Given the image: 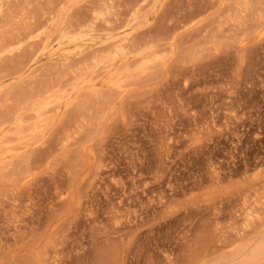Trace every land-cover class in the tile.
<instances>
[{"label": "rangeland", "instance_id": "obj_1", "mask_svg": "<svg viewBox=\"0 0 264 264\" xmlns=\"http://www.w3.org/2000/svg\"><path fill=\"white\" fill-rule=\"evenodd\" d=\"M13 4L55 42L0 64V77L24 69L3 78L1 135L13 138L20 115L25 128L35 122L20 111L28 94L63 99L46 111L44 134L3 140L14 151L0 160V264H213L218 255L203 258L200 243L181 247L202 231L212 238L208 214L219 207L246 234L240 247L264 243V0ZM103 10L90 37L57 47L63 29L76 33Z\"/></svg>", "mask_w": 264, "mask_h": 264}, {"label": "bare ground", "instance_id": "obj_2", "mask_svg": "<svg viewBox=\"0 0 264 264\" xmlns=\"http://www.w3.org/2000/svg\"><path fill=\"white\" fill-rule=\"evenodd\" d=\"M13 2H15V0H0V64L1 63H3L4 61H6L8 58H9V56L10 55H14V53H15V51L16 52H20V50L21 51H23V49L25 48V46L26 45H31V44H33L31 47H33L34 46V43H43L44 44V46L45 47H47L50 43L52 44V43H54L55 42V40L53 39V38H55L54 36H53V38H51V37H49L48 35H49V32L47 33V31H41V33H39V34H35V32L37 33L38 32V30H36L35 29V27L34 26H30V25H32V24H28V23H22V22H24L25 20V18L26 17H24L23 19L21 18L20 19V16L17 14V12L15 11V7L13 6L14 4H13ZM17 3V2H16ZM13 4V5H12ZM15 5H17V4H15ZM61 5V4H60ZM18 6V5H17ZM16 6V7H17ZM20 6V5H19ZM21 7V6H20ZM26 7V6H25ZM60 8V7H59ZM62 8V7H61ZM60 8V9H61ZM108 8V7H107ZM112 8V7H111ZM17 9H19V7L17 8ZM22 10H23V8H21ZM63 10H64V7L62 8ZM61 9V10H62ZM110 9V8H109ZM108 9V10H109ZM26 10V9H25ZM25 10H24V12L23 13H25ZM51 10V9H50ZM49 9L47 10V11H50ZM112 9H110V11H111ZM59 11V10H58ZM66 11V10H65ZM140 8H138L136 11H135V13L134 14H132L134 17V19H136L137 18V16H139V13H140ZM52 13H54V11H51ZM51 12L49 13V15L51 14ZM60 12V11H59ZM112 12V11H111ZM20 13V12H19ZM48 13V12H47ZM60 14V13H59ZM62 14V13H61ZM24 15V14H23ZM32 15H34V14H32ZM109 15V13L107 12V10H103V11H96V13L93 15V17H92V21L88 24V23H86L87 25H84V27H82L81 29H80V31L79 30H77V32L76 33H73L72 31H70L69 29H63L61 32H60V36H59V34H55V32H56V30H55V32H54V34L56 35V37L60 40V42H59V44H58V46L57 47H59V49H63L64 48V46L66 45V46H69V43H75V44H77L78 45V42H82L83 40H85L86 38H88V37H90L91 36V33L95 30V26L97 25L96 23H97V21H99V20H103V21H106V16H108ZM51 16V15H50ZM54 16V15H53ZM52 16V17H53ZM57 16V15H56ZM34 17V16H33ZM48 17V16H47ZM47 17H45V19H48ZM60 17V16H59ZM27 19V18H26ZM35 19V18H34ZM57 19V18H56ZM60 19V18H59ZM54 20V19H53ZM57 21H58V19H57ZM60 21H61V19H60ZM25 22H27V21H25ZM54 22H55V20H54ZM89 22V21H88ZM108 23V22H107ZM56 24V23H55ZM59 24V23H58ZM33 25H35L36 26V24H33ZM57 25V24H56ZM109 25V24H108ZM107 25V26H108ZM58 27L60 26V25H57ZM60 28V27H59ZM105 28V27H104ZM107 29V28H106ZM36 30V31H35ZM79 31V32H78ZM96 32V31H95ZM51 33H53L52 31H51ZM50 33V35L52 36V34ZM48 34V35H47ZM49 38H51V40L53 39L54 40V42L52 41L51 42V40H49ZM57 39V40H58ZM48 41H50V42H48ZM80 42V43H81ZM40 43H39V45H40ZM49 43V44H48ZM57 43V42H56ZM50 44V45H51ZM68 44V45H67ZM38 45V46H39ZM54 45V44H53ZM70 45H72V44H70ZM74 46V45H73ZM30 47V46H29ZM43 47V45L41 46V48ZM50 48L49 49H51V47H52V45L51 46H49ZM120 47V46H119ZM27 48V47H26ZM44 49V48H43ZM47 49H48V47H47ZM73 49H74V51L76 50L74 47H73ZM19 50V51H18ZM40 50H42V49H40ZM46 50V49H45ZM54 50H57L56 48L54 49ZM65 50V49H64ZM64 50H63V52H64ZM67 50V49H66ZM69 50H71V49H69ZM47 51V50H46ZM68 51V50H67ZM117 51H119V50H117ZM33 52V51H32ZM40 52V51H39ZM38 52V53H39ZM43 52V51H42ZM51 52H53V50L51 51ZM50 52V53H51ZM56 52V51H55ZM55 52H54V54H55ZM34 53V52H33ZM37 53V51H36V55L38 54ZM121 53H123L122 51H121ZM49 54V53H48ZM52 54V53H51ZM61 54H62V52H61ZM114 54V53H113ZM112 54V55H113ZM115 54H117L116 52H115ZM19 55V54H18ZM33 55V54H32ZM60 55V54H59ZM59 55H57V56H59ZM45 56V55H44ZM52 56H54L53 54H52ZM113 56H115V55H113ZM159 56V55H158ZM11 57V56H10ZM14 57V56H13ZM12 57V58H13ZM119 57H121V56H119ZM72 58V57H71ZM143 58V57H142ZM144 58H146L145 56H144ZM148 58V57H147ZM146 58V60H147V62H150L151 61V58H148L147 59ZM157 58V57H156ZM69 59V58H68ZM104 60H106V61H110V60H113V57L111 56V53L108 55V56H106V57H104L103 58ZM159 59V58H158ZM64 60V59H63ZM67 60V59H66ZM142 60V59H141ZM69 61V60H68ZM102 61V60H101ZM10 62V61H9ZM22 62V61H21ZM20 62V63H21ZM63 62V61H62ZM65 62V61H64ZM98 62V61H97ZM113 62V61H112ZM145 62V61H144ZM22 64V63H21ZM63 64V63H62ZM68 64V63H67ZM61 65V64H60ZM65 65L66 64H64V67H65ZM96 65V64H95ZM103 65H105V64H103ZM15 66H19L18 64L17 65H15ZM69 66L71 67V65H70V63H69ZM0 67H1V65H0ZM3 67V66H2ZM23 67H24V65H23ZM128 67V66H127ZM25 68V67H24ZM73 68V67H72ZM96 68H97V66H96ZM115 68H117V67H115ZM94 69V68H93ZM98 69V68H97ZM22 70H24V69H21V70H19V71H14V72H9V73H7L6 75H5V77H0V87H2V89L0 88V99L2 98V93L4 92V90H5V88L2 86V81H3V78H6V77H14V76H17L18 77V75H20L21 74V72H22ZM66 70H67V68H66ZM69 70V69H68ZM68 70L66 71V72H68ZM87 70H89V69H87ZM87 70H85V71H87ZM89 71H91V72H93L92 71V69H90ZM95 71V70H94ZM122 71V70H121ZM73 72V71H72ZM91 72H88L87 71V73L86 74H88V73H91ZM83 73V72H82ZM94 73V72H93ZM66 74V73H65ZM65 74H63V75H65ZM83 74H85V73H83ZM0 75H1V73H0ZM77 75V74H76ZM120 75V74H119ZM73 76H75V75H73ZM85 75H83V77H84ZM65 77H67V76H65ZM124 77V76H123ZM15 78V77H14ZM74 78V77H73ZM125 78V77H124ZM61 79H62V77H61ZM123 78H121L120 77V79L117 81L116 80V85H119L120 84V82H121V80H122ZM60 80V79H59ZM63 80V79H62ZM61 81V80H60ZM85 81H87V80H85ZM58 82V81H57ZM57 82L56 83H53V84H56L57 85ZM49 83H51V82H49ZM78 83V82H77ZM87 83V82H86ZM62 84L64 85V81L62 82ZM62 84H61V86H62ZM66 84V83H65ZM84 85H85V83H83ZM51 85V84H50ZM56 85H53V86H56ZM84 85H82L83 87H84ZM9 86V88H12V87H10V86H12V84L11 85H8ZM46 86V85H45ZM53 86H51V88L53 87ZM59 86V85H58ZM68 86V85H67ZM7 87V86H6ZM46 87H49V86H46ZM63 87V86H62ZM66 87V86H65ZM64 87V88H65ZM72 87H74V86H72ZM76 87V86H75ZM41 88V87H40ZM50 88V87H49ZM49 88H47V89H49ZM61 88V87H60ZM60 88H59V90H60ZM78 88V87H77ZM53 89V88H52ZM66 89H67V87H66ZM72 89V88H71ZM24 90V89H23ZM41 89H37V91H39L40 92V94H45V95H47L48 93L47 92H49V91H45V92H42L43 90H41ZM46 90V89H45ZM51 90V89H50ZM63 90V89H62ZM68 90V89H67ZM66 90V91H67ZM73 90V89H72ZM77 90V89H76ZM31 91H32V88H31ZM36 91V92H37ZM61 91V90H60ZM75 91V90H74ZM29 92H30V90H29ZM63 93V92H62ZM61 93V94H62ZM68 93L69 92H67V95H68ZM71 93H72V91H71ZM24 94V93H23ZM42 94V95H43ZM50 94V93H49ZM61 94H59V95H61ZM65 94V93H64ZM5 95V94H4ZM38 95H39V93H38ZM39 96V97H37L36 99H34V97H32L31 98V96L32 95H27V97L28 96H30L29 98H26L25 100H24V102H23V104H22V108H20V106L19 105H16V112H17V106H19V108L21 109H19L21 112H22V110H24V109H26L27 110V108H29V110L32 112L31 114H33L34 115V117H35V122H32L33 124H31L30 123V126H28L27 128H25L26 126H24L23 127V125L24 124H26L24 121H23V119L24 118H26V117H21L22 115H20L19 116V118H17L15 121H14V123H13V125H14V127H12V129L15 131L14 133H13V135L14 136H16V138H14V136H13V138H12V133H11V135H1V132H0V145H2V146H0V160H2L4 157H6V154L7 153H9L11 150H13V149H9V151H8V149L6 150V151H4V150H1V147L4 149V147H3V142L5 141L4 139H8L9 137H6V136H11V141H10V143L12 142V144L14 143V144H16L14 141H16V140H18V137H19V140L21 139V140H25V139H30V138H32L33 140H35L33 137H35L36 135H42V134H44L47 130H48V128H49V123H48V121H49V119H48V117H49V114L51 113L50 111L52 110V108H50L51 106H53V105H55V104H57V105H55V106H60V105H58V103L60 104L61 103V101H62V95L61 96H57V94L55 93V96H53L54 94L52 93V95H50V97H46V96ZM66 95V94H65ZM65 95H64V97H65ZM70 96H71V94H70ZM20 97H21V95H20ZM24 97H26V96H24ZM24 97H22V98H24ZM69 97V96H68ZM31 98V99H30ZM66 98V97H65ZM70 98V97H69ZM10 99V98H9ZM8 99V100H9ZM19 99V98H18ZM7 100V101H8ZM20 100V99H19ZM65 100V99H64ZM4 101V100H3ZM6 101V100H5ZM96 101V100H95ZM18 102H20V101H18ZM20 104V103H19ZM2 106V105H1ZM3 106H5V105H3ZM84 106V105H83ZM86 106V105H85ZM6 107V106H5ZM76 107H77V105H76ZM51 109V110H48V109ZM85 108V107H84ZM15 109H13V110H15ZM53 109H54V107H53ZM56 109H57V107H56ZM12 110V111H13ZM18 110V111H19ZM29 110H27V112L29 111ZM49 111L48 113V116H46L45 117V114H46V111ZM76 110V109H75ZM87 110V109H86ZM29 111V112H30ZM55 111V110H54ZM76 112V111H75ZM18 113H20V112H17L16 113V115L18 116ZM11 114L13 115V117L14 116H16V115H14L13 114V112H11ZM11 114H8V116L9 115H11ZM26 114V113H25ZM11 115V116H12ZM28 115H30L29 113H28ZM3 117H4V115H2ZM8 116H5L4 117V119L6 118V117H8ZM26 116V115H25ZM32 116V115H31ZM77 116V115H76ZM10 117V116H9ZM13 117H10V120H11V118H13ZM30 117V116H29ZM33 117V116H32ZM46 119H45V118ZM53 117V116H52ZM78 117V116H77ZM0 118H1V116H0ZM28 118V117H27ZM2 120H0V121H3V123H5V122H7L6 120H3V118H1ZM34 119V118H33ZM47 119H48V121H47ZM8 120V119H7ZM28 120H30V119H28ZM27 120V121H28ZM26 121V122H27ZM34 121V120H33ZM11 122V121H10ZM24 122V124H22ZM29 123V122H28ZM27 123V124H28ZM5 124H9V120H8V123H5ZM1 125H4V124H0V128H1ZM13 125H11V126H13ZM29 125V124H28ZM5 126V125H4ZM4 126H2V127H4ZM10 127V126H9ZM8 128V127H7ZM6 129V128H5ZM9 129L11 130V128H8V131H4L5 133L7 132H9ZM12 131V130H11ZM3 133V132H2ZM30 137V138H29ZM16 139V140H15ZM4 140V141H3ZM13 140V141H12ZM18 140V141H19ZM8 141V140H7ZM26 141V140H25ZM24 141V142H25ZM17 142V141H16ZM19 142H21L22 143V141H19ZM23 142V143H24ZM27 142V141H26ZM18 143V142H17ZM9 144V143H8ZM7 144V145H8ZM4 145H5V142H4ZM7 145H5V146H7ZM23 145H25V144H23ZM11 146H13V145H11ZM16 146V145H15ZM10 147V146H9ZM6 148V147H5ZM19 148V147H18ZM15 149V148H14ZM19 150V149H18ZM14 151V150H13ZM17 151V150H16ZM10 154V153H9ZM8 155V154H7ZM5 159V158H4ZM23 159H24V157H23ZM15 160V159H14ZM4 162V161H3ZM12 162V161H11ZM14 163V162H13ZM17 167V166H16ZM20 167V166H19ZM21 169H23V168H21ZM30 170V169H29ZM13 171H15V170H13ZM21 171H23V170H21ZM4 173H6V172H4ZM8 173V172H7ZM6 173V174H7ZM27 173V172H26ZM9 174H10V172H9ZM18 174V173H17ZM16 174V175H17ZM1 175H2V173H1ZM7 176V175H6ZM28 176V175H27ZM11 179V178H10ZM12 180H14V178L12 179ZM9 181V180H8ZM18 181V180H17ZM9 182H11V181H9ZM12 182H14V181H12ZM14 184V183H13ZM15 184H16V182H15ZM248 189V188H247ZM262 189V188H261ZM7 190V189H6ZM250 190V189H249ZM257 191V190H256ZM263 191V190H262ZM61 193V192H60ZM254 194V193H253ZM263 194V193H262ZM261 197V196H260ZM20 198V197H19ZM260 200V199H259ZM69 204V203H68ZM257 204H258V202H257ZM263 204V203H262ZM261 204V205H262ZM264 205V204H263ZM220 208V207H219ZM214 209V210H212V212H209V214H208V217L210 218V220H213L214 221V223H215V225H214V223H212L215 227H212V226H210V228L212 227L213 228V235H212V238L211 239H209L208 238V241L206 240L207 239V237L205 238V240L203 239V236L205 237L206 236V231L205 230H207V228L204 230L205 232H200V234H197V235H195L196 237H195V240H188V238H187V236H185V238H183V240H184V245L181 247L182 248V251H184L185 249L187 250V249H190L193 245H196V246H198L199 245V243H200V251H201V255H202V257L203 258H211V257H213V256H216V255H218V257L216 258V259H214L213 260V264H240V262H241V260H242V258L244 257L245 258V260H243V261H245V263L246 264H257L258 262H259V260L261 259V262L264 260V259H262V255H264L263 254V252H264V243L262 244H260L259 243V245H255V247H253V248H251V247H245V248H242V247H240L239 246V242H240V240L244 237V236H246V234L245 233H243V234H241L242 232L240 231L241 229H239L238 228V222H237V217L236 216H234V215H232V214H230V212H229V214H226V213H224L223 212V210L222 209ZM257 208V207H256ZM261 208V207H260ZM263 208V207H262ZM263 210H264V208H263ZM258 211V210H257ZM245 215V214H244ZM253 215V214H252ZM240 216V215H239ZM250 216V215H249ZM225 218H229V219H231L232 221H233V223L229 226V227H227V228H224V227H221V224H220V221L222 220V219H225ZM252 218H250V219H248V221H247V227H249V225H250V223H253V221L251 220ZM259 220H260V218H258ZM261 222V221H260ZM210 223V222H209ZM263 223V222H262ZM261 224V223H260ZM209 225V224H208ZM197 228V227H196ZM212 228L210 229V230H212ZM201 229H202V227H201ZM185 230V229H184ZM196 231V230H195ZM29 232V231H28ZM27 232V233H28ZM187 232V231H186ZM191 232V231H190ZM209 232V231H208ZM23 233V232H22ZM31 234V233H30ZM34 234V233H33ZM195 234V233H194ZM205 234V235H204ZM24 235V234H23ZM184 235V234H183ZM30 236V235H29ZM210 236V235H209ZM190 237H192V236H190ZM30 238V237H29ZM194 238V237H193ZM181 239V238H180ZM203 240H204V242H203ZM192 243V244H191ZM181 244H182V242H181ZM249 245H250V243H249ZM179 246V245H178ZM45 247V246H44ZM56 247V246H55ZM194 247V246H193ZM193 249V248H192ZM41 250V249H40ZM56 250V249H55ZM164 250V249H163ZM195 250V249H194ZM41 251H43V250H41ZM181 251V250H180ZM192 251V250H191ZM191 251H190V253H191ZM198 251V250H197ZM199 252V251H198ZM49 253V252H48ZM164 253V252H163ZM181 253V252H180ZM184 253H185V251H184ZM196 253V252H195ZM172 254V253H171ZM177 254V253H176ZM179 255V254H178ZM183 256L182 257H184V254H182ZM195 255V254H194ZM200 255V254H199ZM169 256V255H168ZM176 256V255H175ZM188 255H186V257H187ZM189 256H190V254H189ZM198 255H196V257H197ZM49 257V256H48ZM201 257V256H200ZM36 258H37V262L39 261V258H41V255H40V253H37V255H36ZM185 258V257H184ZM184 258H182V260L180 261L178 258L177 259H175V257H174V259H172L171 257H167L165 260L167 261V264H185L186 262L183 260ZM264 258V257H263ZM198 259V258H197ZM197 259H195V260H197ZM164 260V259H163ZM198 260H200V259H198ZM160 261H162V260H160ZM59 262V261H58ZM164 262V261H163ZM182 262V263H181ZM184 262V263H183ZM39 263V262H38ZM148 263V262H147ZM260 263V262H259ZM40 264V263H39ZM48 264V263H47ZM151 264V263H150ZM188 264H189V261H188ZM193 264V263H192Z\"/></svg>", "mask_w": 264, "mask_h": 264}]
</instances>
